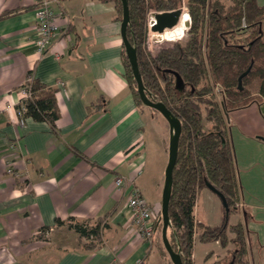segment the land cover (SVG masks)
<instances>
[{
	"label": "crops",
	"instance_id": "1",
	"mask_svg": "<svg viewBox=\"0 0 264 264\" xmlns=\"http://www.w3.org/2000/svg\"><path fill=\"white\" fill-rule=\"evenodd\" d=\"M256 1L264 6V0ZM35 2L0 0V264H172L160 250L156 214L169 126L134 101L123 75L114 3L51 0L59 30L40 53ZM29 74L56 89V133L46 121L20 120L16 105ZM101 95L104 106L95 109ZM225 119L239 205L249 214L251 264H264V98L228 110ZM158 120L161 129L153 131L150 122ZM150 148L153 163H148ZM117 176L124 178L120 187ZM132 184L144 197L147 193L155 213L150 239L137 234L132 223L127 204ZM222 211L216 193L207 187L198 192L196 221L216 225ZM69 216L100 219L105 224L100 245L83 248L84 238L56 222ZM243 220L242 211L229 216L230 224ZM230 248L195 237L192 262L223 264Z\"/></svg>",
	"mask_w": 264,
	"mask_h": 264
},
{
	"label": "trees",
	"instance_id": "2",
	"mask_svg": "<svg viewBox=\"0 0 264 264\" xmlns=\"http://www.w3.org/2000/svg\"><path fill=\"white\" fill-rule=\"evenodd\" d=\"M102 1H112L117 18L121 20V1ZM127 1L126 35L136 50L144 91L152 101L163 102L181 121L168 205L167 237L171 247L179 253L182 264H193L191 254L195 237L202 242L218 241L224 248L231 245L223 264H251L246 226L249 214L239 205L240 189L225 112L264 98V6L256 0H184L190 16L185 30L182 28L186 27L187 20L183 14L175 28L149 34L156 44L173 41L184 31L183 36L175 41L173 49L167 51L160 46L157 53H153L146 45L150 8L157 11L179 8L181 0ZM37 5L36 1L35 7ZM243 19L246 28L244 37H240L237 30ZM121 61L136 105L161 115L142 103L124 45ZM176 74L182 79L180 86L176 84ZM29 75L31 79L23 85L29 94L16 105L17 111L22 110L20 120L31 117L46 121L56 133L55 121L59 116L56 89ZM104 103L103 95L99 96L95 109L103 108ZM207 183L220 192L226 202V206L222 203L221 221L213 226L196 221L194 217L197 194ZM241 211L244 220L230 224V214ZM156 214L160 235V209ZM56 222L66 224L84 238L82 247L85 249L101 243L105 224L100 219L77 220L69 216L66 220L56 219ZM160 238V250L169 258ZM205 264L222 263L217 259Z\"/></svg>",
	"mask_w": 264,
	"mask_h": 264
},
{
	"label": "water",
	"instance_id": "3",
	"mask_svg": "<svg viewBox=\"0 0 264 264\" xmlns=\"http://www.w3.org/2000/svg\"><path fill=\"white\" fill-rule=\"evenodd\" d=\"M122 5V17L120 21V34L124 45L126 56L129 60L132 74L136 81L137 93L142 103L148 107L157 110L167 121L169 126V137H168V156L167 163L164 168V180L161 191V239L165 250L168 253L169 259L172 264H182L181 257L178 252L174 251L167 237V227L169 224L168 205L171 196L172 188V173L176 163L177 151H178V140L181 132V121L175 116L161 101H152L149 99L144 91V85L138 69L136 60L135 47L130 43L126 35V28L129 21V7L127 0H120ZM182 13L181 8H174L171 10L163 11H152L147 16V38L150 39L151 32H163L168 28L173 27L177 24L179 17ZM242 76V75H241ZM241 76L239 77V85L241 82ZM176 84L180 86L182 84L181 77L176 74ZM226 113V112H225ZM206 187L216 193L223 205L226 206L224 197L218 192L211 184L207 183Z\"/></svg>",
	"mask_w": 264,
	"mask_h": 264
},
{
	"label": "built area",
	"instance_id": "4",
	"mask_svg": "<svg viewBox=\"0 0 264 264\" xmlns=\"http://www.w3.org/2000/svg\"><path fill=\"white\" fill-rule=\"evenodd\" d=\"M38 5L36 7V30H37V38H36V45L37 49L40 53H43L46 47V44L50 41L51 37L54 36L59 27L55 23V13L51 6V0H36ZM182 12L185 11L187 26L190 24V16L187 10V7L182 1L181 5ZM152 12V11H150ZM149 12V13H150ZM182 14V13H181ZM246 24L244 19L241 22L240 27L238 28L237 32L241 35L245 33ZM184 29V30H185ZM179 37V39L183 36ZM178 40V39H177ZM31 79V75L28 76L27 81ZM21 98L26 97L29 92L26 88L22 87L20 90ZM18 114L22 113L20 109L17 111ZM7 173L12 174L14 169L12 167H8L6 169ZM124 182V178L122 176H117L115 178V184L117 186H122ZM127 204L132 212V223L135 227L137 234L140 236L150 239L153 234L154 229V216L155 213L149 206L147 200L142 194L141 189L136 184H132L129 187L128 194H127Z\"/></svg>",
	"mask_w": 264,
	"mask_h": 264
},
{
	"label": "rangeland",
	"instance_id": "5",
	"mask_svg": "<svg viewBox=\"0 0 264 264\" xmlns=\"http://www.w3.org/2000/svg\"><path fill=\"white\" fill-rule=\"evenodd\" d=\"M182 1H184V0H181V5H182ZM150 11H155V9H153L152 7L150 8ZM175 26L176 25H174L173 27H171V28H175ZM183 29V28H182ZM245 34V33H244ZM244 34H241L240 35V37H244ZM177 39H179V38H177ZM177 39H175V40H173V41H163L162 43H159V44H156L155 42L153 43V41H151L150 39H148L147 38V35H146V45H147V47L150 49V51H152L153 53H157V51L160 49V46L161 47H164L167 51L168 50H170V49H173L174 47H175V41L177 40ZM217 96H218V98L220 99V97H221V95H220V93L219 92H217ZM148 111V110H147ZM150 111V110H149ZM149 114H148V116L150 115H154V114H151L150 112H148ZM155 117H156V119H160L159 118V115L158 114H156L155 115ZM162 117V119H164L163 118V116H161ZM150 124L151 125H153V126H150L151 127V129H153V131H159L160 129H161V127H160V120H158V121H155L154 122V124H152V122H150ZM148 154H149V159H148V163H153L154 162V157H155V150L154 149H149L148 150ZM163 184V183H162ZM162 184H161V189H162ZM145 198H146V200H147V202H148V200H150V198H149V196L147 195V193L145 192ZM240 207V206H239ZM160 217H161V215H160ZM160 235H161V232H160ZM160 235H159V238H160ZM160 241H161V238H160Z\"/></svg>",
	"mask_w": 264,
	"mask_h": 264
},
{
	"label": "bare ground",
	"instance_id": "6",
	"mask_svg": "<svg viewBox=\"0 0 264 264\" xmlns=\"http://www.w3.org/2000/svg\"><path fill=\"white\" fill-rule=\"evenodd\" d=\"M183 14H185V11H184V12H182V14H181V15H183ZM181 15H180V16H181ZM185 16H186V14H185ZM183 29H185V28H183Z\"/></svg>",
	"mask_w": 264,
	"mask_h": 264
}]
</instances>
